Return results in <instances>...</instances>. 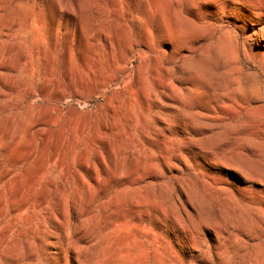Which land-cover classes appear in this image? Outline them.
Returning <instances> with one entry per match:
<instances>
[{"label":"rangeland","instance_id":"rangeland-1","mask_svg":"<svg viewBox=\"0 0 264 264\" xmlns=\"http://www.w3.org/2000/svg\"><path fill=\"white\" fill-rule=\"evenodd\" d=\"M0 264H264V0H0Z\"/></svg>","mask_w":264,"mask_h":264}]
</instances>
